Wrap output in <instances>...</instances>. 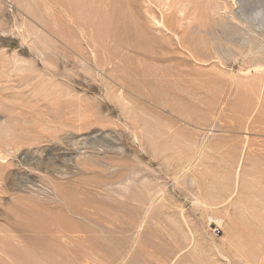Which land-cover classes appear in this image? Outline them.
<instances>
[{"label": "rangeland", "instance_id": "1", "mask_svg": "<svg viewBox=\"0 0 264 264\" xmlns=\"http://www.w3.org/2000/svg\"><path fill=\"white\" fill-rule=\"evenodd\" d=\"M0 264H264V0H0Z\"/></svg>", "mask_w": 264, "mask_h": 264}, {"label": "bare ground", "instance_id": "2", "mask_svg": "<svg viewBox=\"0 0 264 264\" xmlns=\"http://www.w3.org/2000/svg\"><path fill=\"white\" fill-rule=\"evenodd\" d=\"M156 23H157V24H160L161 22L157 20ZM50 182H51V181H50ZM57 187H58V186H57ZM54 193H55V192H54ZM217 222H218V220H217Z\"/></svg>", "mask_w": 264, "mask_h": 264}]
</instances>
